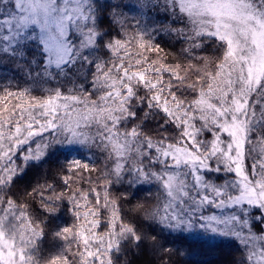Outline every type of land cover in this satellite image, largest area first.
<instances>
[{"label":"snow or ice","instance_id":"snow-or-ice-1","mask_svg":"<svg viewBox=\"0 0 264 264\" xmlns=\"http://www.w3.org/2000/svg\"><path fill=\"white\" fill-rule=\"evenodd\" d=\"M212 251L264 264V0H0V264Z\"/></svg>","mask_w":264,"mask_h":264},{"label":"trees","instance_id":"trees-1","mask_svg":"<svg viewBox=\"0 0 264 264\" xmlns=\"http://www.w3.org/2000/svg\"><path fill=\"white\" fill-rule=\"evenodd\" d=\"M133 53L136 51L135 49L131 50ZM5 71H7V69H5ZM64 155L61 156V159H64L65 157L67 158H71L73 156H78L80 155V153L76 150L75 146H68L65 147L64 149H62ZM47 166V165H45ZM145 188H148L149 186H144ZM146 192H142L138 195L139 196H143L145 195ZM63 219H65L66 221H71V217L68 216L67 214H65L63 216ZM87 227V225H85ZM223 246L225 249H227L226 247H230V242L228 241H224L223 242ZM218 253L217 252H206L203 255L197 256L195 257V259L199 262V264H217V260H218Z\"/></svg>","mask_w":264,"mask_h":264},{"label":"rangeland","instance_id":"rangeland-1","mask_svg":"<svg viewBox=\"0 0 264 264\" xmlns=\"http://www.w3.org/2000/svg\"><path fill=\"white\" fill-rule=\"evenodd\" d=\"M153 190H154V189H153ZM63 221H66V220L62 218V222H63ZM45 243H47V240L45 241ZM226 248H228V247H226Z\"/></svg>","mask_w":264,"mask_h":264}]
</instances>
